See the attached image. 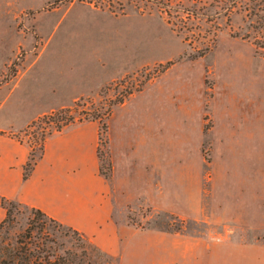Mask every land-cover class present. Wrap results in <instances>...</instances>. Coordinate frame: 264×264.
Segmentation results:
<instances>
[{"label": "rangeland", "instance_id": "374dc122", "mask_svg": "<svg viewBox=\"0 0 264 264\" xmlns=\"http://www.w3.org/2000/svg\"><path fill=\"white\" fill-rule=\"evenodd\" d=\"M73 126L122 241L47 220L30 240L78 264H264V0H0V127L37 157ZM9 207L0 247L28 240Z\"/></svg>", "mask_w": 264, "mask_h": 264}, {"label": "crops", "instance_id": "0c3cea01", "mask_svg": "<svg viewBox=\"0 0 264 264\" xmlns=\"http://www.w3.org/2000/svg\"><path fill=\"white\" fill-rule=\"evenodd\" d=\"M80 126L48 135L41 155L29 174L22 178V164L28 146L5 128L0 127V195L37 207L59 222L80 230L108 253L113 244H120L122 226L112 218L114 195L105 178L97 171L91 140L85 138ZM88 161L83 159V151ZM5 209L0 205V220ZM171 246L166 259L186 257V249L173 253L179 238L168 232Z\"/></svg>", "mask_w": 264, "mask_h": 264}, {"label": "trees", "instance_id": "16d2710c", "mask_svg": "<svg viewBox=\"0 0 264 264\" xmlns=\"http://www.w3.org/2000/svg\"><path fill=\"white\" fill-rule=\"evenodd\" d=\"M69 1V0H68ZM89 2V0H86ZM67 108H59V111L66 110ZM65 114H59L60 117H63ZM67 121V120H66ZM42 137H40L41 139ZM28 151V156L24 163L22 164V178H25L32 168V165L37 157H39L42 149V143L39 144L40 153L37 157H33L31 152V145ZM12 200H9L0 195V205L4 207L5 214L0 220V224L7 217L10 212V205ZM31 216L29 218L28 224L24 229L23 234L27 235V241H18L13 246H3L0 247V264H78V259H76L75 254H72L71 257L65 258L63 254L56 252H49L40 241L30 240L31 229L38 226L43 227L45 220L52 222L53 225L57 227L61 226V222L57 221L53 217L47 215L42 210L37 207L30 206ZM66 232L78 233V231L69 226L65 227ZM78 235H81L78 233Z\"/></svg>", "mask_w": 264, "mask_h": 264}]
</instances>
